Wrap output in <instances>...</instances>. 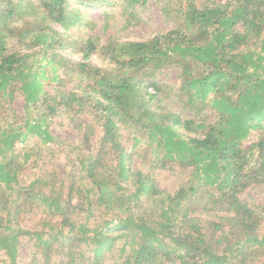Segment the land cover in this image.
I'll return each mask as SVG.
<instances>
[{
    "label": "trees",
    "instance_id": "obj_1",
    "mask_svg": "<svg viewBox=\"0 0 264 264\" xmlns=\"http://www.w3.org/2000/svg\"><path fill=\"white\" fill-rule=\"evenodd\" d=\"M3 1L0 102L11 99L17 86L26 109L42 107L45 115L0 129V251L9 264H17L22 235L35 239L43 264L52 258L65 259L60 264H102L122 237L129 252L118 264H264L257 259L264 247V239L257 235L264 207L257 212L240 199L250 185L264 184V137L251 146L259 159L257 167L249 166L254 153L249 156L242 150L243 141L264 124V0L224 4L160 0L165 16L175 15L172 30L143 42L109 41L103 46L92 40L77 42L49 26L55 23L67 31L76 23V12L68 11L67 0H39L41 22L47 24L39 31L34 27L24 31L28 49L38 48L31 54H5L6 37L16 36L17 30L8 28L14 10L10 0ZM76 2L91 8L117 7L128 21H137L136 7L145 0ZM67 47L79 51L81 62L72 63L57 52ZM93 55L107 68L94 66L89 61ZM46 65L91 83L79 91L51 94L43 86ZM170 65L180 71L177 98H184L190 108L212 109L213 122L183 119L168 109L164 95L171 88L159 84L156 75ZM60 107L90 109L101 127L104 150L81 167L90 188L70 184L65 195L52 187L48 194L21 189L22 164L15 144L24 143L29 135L44 143L53 140L44 121ZM121 128L133 132V146L147 139L162 168L166 162L185 163L192 169L191 180L173 195L161 192L149 175L131 169L132 154L122 144ZM12 193L16 199L25 195V202L36 200L57 222L47 232L22 230L18 227L22 209L9 206ZM141 197L155 205L134 210ZM102 210L112 218L103 227L90 229L89 218ZM78 211L84 223L77 224ZM198 211L226 215L203 224L195 215Z\"/></svg>",
    "mask_w": 264,
    "mask_h": 264
},
{
    "label": "rangeland",
    "instance_id": "obj_2",
    "mask_svg": "<svg viewBox=\"0 0 264 264\" xmlns=\"http://www.w3.org/2000/svg\"><path fill=\"white\" fill-rule=\"evenodd\" d=\"M14 15L10 18L7 25L9 29H16V36H8L5 41V54L19 52L20 54H31L38 48L28 49L29 39L23 33L32 27L41 30L47 22H41L44 18V11L40 7L39 0H10ZM69 10L76 12V23L67 31L61 29L55 23H48L57 32L66 34L77 42L92 40L97 46H103L109 41L114 42H143L149 40L157 34L169 32L174 28V17H166L161 10L160 0H145V3L136 7L137 21H128L121 15L117 7L106 8L93 6L84 7L77 5V0H67ZM196 4H202L205 0H194ZM232 0H208L210 3L224 4ZM172 6L175 2L172 1ZM6 2L0 0V10L6 9ZM57 52L72 63L81 62L80 53L73 47L60 49ZM94 66L107 68V64L102 62L99 57L93 55L89 60ZM46 78L43 80L45 90L51 94L55 92L79 91V87L86 88L90 81L80 80L75 74L65 73L61 69L52 70L51 65L44 66ZM180 71L175 65L166 66L157 75L156 81L163 86L171 88L169 95H164V103L172 112L177 113L183 119L205 120L211 123L215 120V113L208 107L190 108L176 96V89L180 84ZM11 99L0 102V129L6 127L7 123L13 126H22L28 119L37 120L44 115V108L26 109L22 92L14 86ZM95 115L90 109L81 112L70 111L60 107L56 114L45 117V127L53 138L48 143H44L36 135H29L24 143L15 144V153L22 164L18 174V183L21 189H30L33 193H50L49 189L56 193L66 194L70 184H76L81 188H90L88 180L82 170V162H86L89 157H98L103 148L100 144L101 127L95 119ZM133 133V132H132ZM130 131L120 129L121 140L127 152L132 154L131 169L149 175L156 187L164 193L173 195L181 185L192 178V169L185 163L166 162L162 168L158 156H155L154 148L147 146V139H143L139 144L134 145ZM264 137L263 128L253 131L249 137L243 141L242 150L249 156V166H258V156L251 150L253 143L259 138ZM87 138V139H86ZM36 180H40L36 182ZM50 181V183H48ZM195 182V180L193 181ZM130 186V191H133ZM10 195V207L16 205L22 209V214L18 219V227L28 231H48L50 226L57 222L58 218L52 216L38 205L36 200L25 202L24 198L17 194ZM16 199V200H15ZM240 199L251 207L257 208L260 212L264 207V184H252L241 194ZM73 201L72 204H74ZM155 205L150 198L141 197L134 210L143 211ZM203 224L216 219V216H225L222 212L210 214L195 213ZM109 213L102 210L96 211L88 220L90 229L101 228L109 222ZM77 224L84 223L82 212L78 211L76 217ZM55 230H57L55 228ZM227 231V227L224 228ZM257 235L264 239V212L257 228ZM35 239L27 235L19 237L17 264H43L37 254L34 245ZM127 239L122 237L117 240L113 249L108 252L102 264H118L129 252ZM88 256V252H85ZM258 262L264 263V247L258 255ZM63 258H52L49 264H60ZM0 264H9L7 256L0 251Z\"/></svg>",
    "mask_w": 264,
    "mask_h": 264
}]
</instances>
